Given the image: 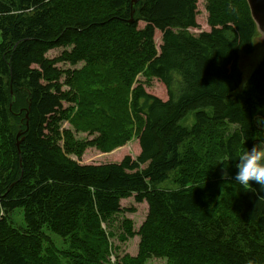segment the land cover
I'll list each match as a JSON object with an SVG mask.
<instances>
[{"label":"trees","instance_id":"16d2710c","mask_svg":"<svg viewBox=\"0 0 264 264\" xmlns=\"http://www.w3.org/2000/svg\"><path fill=\"white\" fill-rule=\"evenodd\" d=\"M207 11L212 29L193 35L197 0H0V264H109L104 224L131 196L149 207L133 264H264V189L234 180L238 155L264 144V57L245 83L239 60L257 38L247 0H208ZM62 46L74 48L47 58ZM82 61L69 83L79 94L72 125L98 137L72 151L56 64ZM141 73L165 86L166 101L138 83ZM133 138L136 159L68 157ZM191 141L198 152L182 157ZM178 170L181 188H157ZM23 208L18 231L8 216ZM46 228L67 239L62 257ZM122 228L125 240L136 235L130 220Z\"/></svg>","mask_w":264,"mask_h":264},{"label":"rangeland","instance_id":"374dc122","mask_svg":"<svg viewBox=\"0 0 264 264\" xmlns=\"http://www.w3.org/2000/svg\"><path fill=\"white\" fill-rule=\"evenodd\" d=\"M208 0H197V22L199 25L198 29H190V33L193 35H198L202 32H209L212 29L210 24V16L207 11ZM144 25L140 24V28H143ZM162 34L156 32L155 43L157 48H160ZM0 42H1V33H0ZM73 46H62L51 49L47 53V58L50 60L59 59L64 53L70 52L73 50ZM264 57V33H257V38L255 40L254 50L245 54L239 60V66L244 74V82L247 83L248 79L251 77L253 72L256 70L257 66L260 64ZM56 67L63 72L60 78L61 88L64 92H67L70 95L69 102L64 103V111L66 117L61 123L60 131L63 134L64 131H72V137L74 140V146H70L72 151H77V146L82 143H87L94 140L98 137V134L89 135V133L77 132L75 127L72 125V120L74 115L79 111V102L75 100L79 96L78 92L72 88L69 83H78L76 79L81 73H84L86 63L78 62L73 64L71 62H57ZM138 83L142 84L148 93L162 99L167 100V91L165 86L151 76L141 73L137 77ZM258 125L264 129V118L258 119ZM19 137H17V140ZM61 146L64 145V140L60 142ZM263 144L257 142L256 145ZM197 141H191L184 145L181 149L180 154L184 157L186 154H192L198 152ZM191 150V151H190ZM141 153L140 144L138 139L133 138L131 141L126 143L124 146L113 149L108 152H102L96 147H86L82 156H78L76 153H68V157L74 161H77L81 164H110V163H120L125 157L130 156L133 159H136ZM181 171H174L170 174L169 179L160 185L158 189L162 190H177L182 187L180 185ZM195 180H193L194 182ZM192 184V183H191ZM121 207L124 210L121 214H118L113 218L111 229L104 224V228L107 232L112 231L113 237L109 238L111 245V255L109 257V264H133L132 259L138 255L140 236L138 235L140 228L145 222L149 207L147 203L138 204L135 202L133 196L121 201ZM10 218L11 227L18 231H25L27 229V224L25 221V209H17L8 216ZM125 220H130L133 224V230L136 232L134 237L124 239L126 236L122 223ZM44 232L49 236L47 241V246H51L52 252L56 255L62 257L61 252L68 249L67 239L58 236V234L53 233L50 229H44ZM145 264H168L167 260L164 258H155L151 257L147 260Z\"/></svg>","mask_w":264,"mask_h":264},{"label":"clouds","instance_id":"9594fccd","mask_svg":"<svg viewBox=\"0 0 264 264\" xmlns=\"http://www.w3.org/2000/svg\"><path fill=\"white\" fill-rule=\"evenodd\" d=\"M237 159L239 163L236 165L238 171L234 177L235 183L244 190H251L253 182L264 189V144L244 150Z\"/></svg>","mask_w":264,"mask_h":264},{"label":"water","instance_id":"95a60500","mask_svg":"<svg viewBox=\"0 0 264 264\" xmlns=\"http://www.w3.org/2000/svg\"><path fill=\"white\" fill-rule=\"evenodd\" d=\"M138 0H133L136 4ZM252 18L257 25V32L264 33V0H247Z\"/></svg>","mask_w":264,"mask_h":264},{"label":"bare ground","instance_id":"6f19581e","mask_svg":"<svg viewBox=\"0 0 264 264\" xmlns=\"http://www.w3.org/2000/svg\"><path fill=\"white\" fill-rule=\"evenodd\" d=\"M253 19V18H252ZM256 24V23H255ZM256 27H257V25H256ZM256 31H257V28H256ZM258 33V32H257ZM259 34V33H258Z\"/></svg>","mask_w":264,"mask_h":264}]
</instances>
